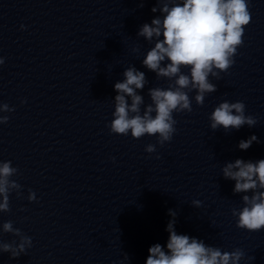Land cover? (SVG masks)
<instances>
[{
	"label": "clouds",
	"instance_id": "9594fccd",
	"mask_svg": "<svg viewBox=\"0 0 264 264\" xmlns=\"http://www.w3.org/2000/svg\"><path fill=\"white\" fill-rule=\"evenodd\" d=\"M156 3L151 11H159L160 15L153 18L150 24L144 23L137 36L150 44L154 41L142 63L156 74L157 79H167L168 87L149 88L150 103L145 105L144 96L138 90L142 91L148 80L144 72L129 66L123 72V81L114 85L117 95L109 128L113 134H130L134 139L145 135L156 136L157 143L163 146L172 140L177 131L173 114L191 113L193 99L198 106H203L205 97L217 91V85L209 78L219 80L221 73H227L233 66L252 15L250 0H156ZM133 51L138 52L139 49L134 48ZM3 64L4 58L0 57V65ZM193 92L194 97L190 95ZM142 105H145L143 112ZM245 109L242 101L225 100L219 103L208 117L210 129L223 128L225 133H230L245 125L254 127L258 119L246 115ZM14 110L7 103H0V113ZM8 120V116L0 115V124ZM254 142L259 143L258 137L251 135L241 140L238 147L247 150ZM145 151L154 153L156 146L148 144ZM221 171L225 179L235 181L233 193H243V206L231 210L236 226L249 232L264 230V159L245 161L238 158L227 162ZM18 174L11 161L0 160V212L11 210L9 196L12 192L17 197L22 196V185L12 179ZM27 199L35 201V192L29 190ZM191 203L197 208L201 206L199 200ZM168 215L172 219L166 228L169 233L166 247L153 244L148 249L146 264H240L246 258L254 260V257H246L245 251L239 247L222 251L201 239L178 234L175 230L177 213L169 209ZM0 227L3 233L19 238L18 242L0 240V253H10L11 258H18L32 247L31 237L15 228L11 220ZM128 258L125 254V259Z\"/></svg>",
	"mask_w": 264,
	"mask_h": 264
}]
</instances>
